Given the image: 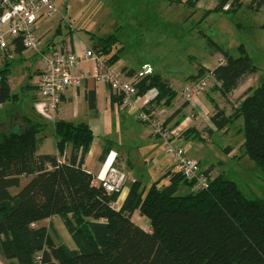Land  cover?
Here are the masks:
<instances>
[{
    "label": "trees",
    "instance_id": "trees-1",
    "mask_svg": "<svg viewBox=\"0 0 264 264\" xmlns=\"http://www.w3.org/2000/svg\"><path fill=\"white\" fill-rule=\"evenodd\" d=\"M251 6L259 10L264 0H252ZM119 44L112 34L96 39L92 50L113 66L123 50ZM23 51L16 42L15 53ZM219 52L223 61L212 75L215 89L229 99L257 68L242 48L239 57L225 49ZM199 73L195 80L205 70ZM132 84L140 96L158 90L159 96L147 108L153 117L163 101L177 96L161 75L138 74ZM10 99L8 69H0V105ZM91 102L93 107L95 98ZM238 103L231 116L216 107L211 120L222 130L243 118L246 155L264 172V78ZM42 131L43 124L27 118L20 125L13 118L0 122V255L5 260L16 264H38V258L40 264H264V200L248 199L234 181L208 178L206 189H191L184 195L178 194L180 188L192 184L180 172L168 186L158 180L146 190L135 181L118 208L120 193L96 185L94 175L85 169L94 140L91 127L56 122L58 155L37 154L36 140ZM67 148L70 153L65 156ZM24 179L28 182L23 186ZM136 212L150 221V231L133 221ZM53 218L62 220L75 249L58 237L54 225H42Z\"/></svg>",
    "mask_w": 264,
    "mask_h": 264
},
{
    "label": "rangeland",
    "instance_id": "rangeland-1",
    "mask_svg": "<svg viewBox=\"0 0 264 264\" xmlns=\"http://www.w3.org/2000/svg\"><path fill=\"white\" fill-rule=\"evenodd\" d=\"M210 3L209 10L199 9L198 5L193 9H167L166 11L163 9L162 16L158 15L159 18L153 23L141 25V18L128 17L136 12L129 8L115 9L101 3L100 0H63L57 15L51 19L42 20V24L46 23L45 27L54 30L61 27L58 38L67 40H70L73 33L85 41H89L90 35L94 34L98 38L117 34L120 40L118 47L123 49L121 53L123 60L138 72L137 75L151 68L164 79L174 81L182 88L191 86V80H194L191 77L198 75L200 69H204L202 65L212 68L219 64L223 59L219 48L228 50L234 57L243 54L242 48L253 61L257 71L239 87V90L243 92L231 94L229 99L223 98L221 106L231 114L239 105L237 102L240 97L249 89L258 88L264 78V7L255 9L251 6L252 0H213ZM105 5L108 9H105ZM167 15L172 16L167 18ZM114 16L118 19L114 20ZM2 60L0 57L1 68L4 67ZM113 66L122 73L116 64ZM34 70L35 67H32L29 61H20L15 58L12 62L11 99L0 106V118L7 117L15 110L28 114L38 123L43 124V131L36 140L37 154H58L54 123L34 113L33 93L26 89L31 84ZM212 87L213 83L208 80V86L201 95L210 97ZM214 92L219 93V91ZM214 97L219 101L218 95ZM183 98V92L179 91L174 101L180 102ZM128 111L115 110L114 113L116 117L126 120L130 137H124L122 120H116L115 127L111 129L103 127L95 131L89 151L98 144L113 143L114 146L119 147L123 143H128L129 147L125 156L131 159L133 167L131 172L127 173L129 176L127 184H131L138 178L143 187L148 190L163 176L161 164L172 162L170 157L159 161L160 155L167 156L164 153L168 142L162 137L155 136L149 142L142 143L139 135L147 127L139 121L138 116H128ZM86 113H91V110L84 106L82 115L86 117ZM211 116L212 114H207L206 119L212 123ZM90 119L92 118L89 115L88 120ZM227 127L229 131L225 132ZM244 143V119L239 118L214 136L211 143L201 142L196 138H176L170 142V145L180 146L187 157L201 160L205 168L213 165L215 177L222 176L234 181L248 199L264 200V172L246 155ZM27 182L24 179L23 186ZM166 182L165 180L163 183L166 184ZM190 189L192 188L185 187L178 194H187ZM135 222L139 225H150V221L138 213ZM55 230L66 245L72 241L66 228L64 232L57 228ZM0 264L16 263L7 261L0 255Z\"/></svg>",
    "mask_w": 264,
    "mask_h": 264
},
{
    "label": "crops",
    "instance_id": "crops-1",
    "mask_svg": "<svg viewBox=\"0 0 264 264\" xmlns=\"http://www.w3.org/2000/svg\"><path fill=\"white\" fill-rule=\"evenodd\" d=\"M100 1L101 3L108 4L115 9L129 8L131 10L136 11L128 15V17L134 18L136 16L141 18V25H147L153 23L157 18H159L160 15L162 16L163 9L165 11L167 9L169 10H177V9H185V8L193 9L195 7V2H196V0H100ZM56 5L58 9L61 8L63 5V0H57ZM105 6H106L105 9H108L107 8L108 6L107 5ZM171 16L172 15H167L166 17L171 18ZM44 19H48V18L41 19L37 24V28H36V35L40 41L39 51L37 52L23 51L21 54H17L15 53V44H14L11 45L8 50L0 52V57L3 59L2 64H4V67L3 68L0 67V69H5V68L8 69V77H9L10 85H11V80H10L11 64L15 60V58H18V60L20 61H25V62L29 61L31 62L32 67H35V70L32 73V77H31V84L27 86L26 89L28 92L33 93L32 108L36 115L37 113L34 109V105L39 98L38 90H39V83L41 80V76L44 71V58L50 54L52 49L59 47L77 53H81L86 49H93L94 42L96 41V39H99L94 34V35H90L89 41H85L79 38L75 33L71 35L70 40L58 38V35L61 34V30H60L61 27L55 30L53 28L49 29L45 27L46 23L42 24V20ZM113 19L116 20L118 19V17L114 16ZM1 29L2 28L0 25V30ZM38 59L39 61H37ZM119 61L120 62L118 64L116 63V65L120 69L119 71L122 72V75L125 78V80L129 82H133L138 72L135 69H133L132 66L129 65V63L123 60L122 55H120ZM222 61L223 59L219 63H221ZM202 67L205 70L203 77L206 76L207 78L209 77V80L211 81V83H213V87L211 88L213 89L211 91L212 95L210 97L209 96L205 97L203 94L202 95L200 94L197 97V99L192 103L187 102L185 98H183V100L180 102H175L174 99L170 101L166 99L161 103L160 107H158L154 111V119L161 122L164 125L165 130L173 135L171 141L175 140L176 138L177 139L196 138L201 142L211 143L212 138L216 136L221 130H218L215 127V125H213L214 124L213 122L212 124L210 121H207L206 115L212 114L213 116L215 113L214 108L216 107L223 110L226 116H231L232 114V113L231 114L227 113L226 108H223L221 106L224 101L223 97L218 92H214L217 90L215 89L214 78L212 77L211 74L215 67L210 68L207 67L206 65H202ZM130 71H133L135 75L132 77L127 75L128 72ZM151 71L152 74L160 75L152 69ZM199 72L198 74H200ZM74 73L78 75H83L84 80L80 87L70 88L63 95L62 104L53 123L55 124L58 121H66L76 125L84 123L89 125L93 130V132L95 133L96 130H101L103 127H105V129L107 128L111 129L115 127L116 120L118 121L122 120V123L124 125L123 135L124 137H130L126 120L116 117L114 113L115 110L126 112L128 109L122 108L121 100L112 92V90L108 85L96 81V79L94 78L93 63L91 61L81 62L78 68L74 71ZM196 76L197 75L191 77V79L192 78L194 79L191 80V86L193 85V83H195ZM166 81L168 82L169 86L172 89H174V91L177 92V94L179 91H182L183 96L185 90L188 89L189 87L188 86L186 88H182L180 85H177L174 81L171 80H166ZM238 92H243V91L237 89L236 91L233 92V94L235 95L239 94ZM215 95L219 96V101H217V99L214 97ZM92 98H95L93 107H91ZM209 103H211V105ZM84 106H86L91 110V113H86V117L85 115L84 116L82 115V109H84ZM127 113L128 116L130 117L137 116V113L135 111L129 110ZM89 115L92 118L90 120H88ZM11 118H13V121L15 122L16 125H20L22 123L23 118H27L38 123L28 114L17 112L16 110L14 113L11 112L7 117H4L3 119L0 118V122L8 123L11 120ZM233 123L234 122L229 124H233ZM186 131L188 132L185 133ZM227 131H229L228 127L227 129H225V132ZM154 137L155 136L149 132L148 128L142 130L139 135V138L142 143H147L149 142V140H151ZM123 144L120 145L119 147L114 146L113 143L98 144L94 146L93 148L90 149L89 153L86 155L85 169L89 173L93 174L94 177L96 178L109 153H113L116 155V166L120 170L126 173H130L133 164L131 159L125 156L126 150L129 146L127 145L128 143H123ZM69 153H70V149L67 148L65 152V156H68ZM50 155H58V154L56 153ZM165 157H169V156L160 155L159 161H163L162 159H165ZM172 162L174 161L172 160ZM172 162L171 164H167L164 162L161 164V172L163 176L158 180H162L161 184L163 186L170 185L174 179V175L179 172L178 167H175L174 165L175 163L173 164ZM198 162L200 163L202 172L206 173L208 178L211 179L216 178L214 176L215 170L213 165H210L208 168H205L201 160H199ZM165 180L167 181L166 184L163 183ZM136 181H140V180L137 178ZM129 187L130 184H127V186L119 194L120 196L117 202L118 208H120L124 203L129 192ZM185 187H188V189L190 188L188 185L187 186L183 185L180 188V190L182 191V189ZM137 213L138 212H136L132 217L134 222ZM135 223L137 224V222ZM50 224L54 225L55 228L63 232L65 230L64 228L65 226L60 218H53L51 220H46L42 223V225L45 227H48ZM139 226L146 231H150V225L149 226L139 225ZM67 246L70 249H75L73 240L69 241L67 243Z\"/></svg>",
    "mask_w": 264,
    "mask_h": 264
},
{
    "label": "built area",
    "instance_id": "built-area-1",
    "mask_svg": "<svg viewBox=\"0 0 264 264\" xmlns=\"http://www.w3.org/2000/svg\"><path fill=\"white\" fill-rule=\"evenodd\" d=\"M57 0H0V52L6 51L11 45L20 42L24 51L37 52L40 41L36 35V28L43 18H53L58 13ZM213 0H200L199 9L209 10ZM226 10V9H225ZM83 61H91L94 65V78L110 87L112 92L120 97L124 109L135 111L149 132L162 137L168 142L165 154L178 166L184 180L192 184L194 192L202 191L208 186V177L202 172L197 160L186 156L180 146H171L172 134L168 133L164 125L155 120L148 113V107L159 96L157 89H151L140 96L132 82L125 80L122 73L113 66H108L103 57L92 49L81 53L54 48L44 58V71L39 83V98L34 109L42 119L53 122L62 104L63 95L70 88L81 86L84 76L75 74L74 71ZM152 74L147 68L140 76ZM212 75V74H211ZM213 77V75H212ZM209 77H202L186 89L184 98L187 102H194L199 94L206 90ZM129 176L116 166V155L109 153L101 170L95 178L96 185H101L109 193H121L127 186ZM133 181L132 183H134ZM131 183V184H132ZM38 258V264H40Z\"/></svg>",
    "mask_w": 264,
    "mask_h": 264
}]
</instances>
